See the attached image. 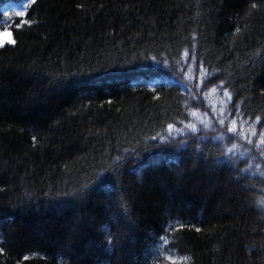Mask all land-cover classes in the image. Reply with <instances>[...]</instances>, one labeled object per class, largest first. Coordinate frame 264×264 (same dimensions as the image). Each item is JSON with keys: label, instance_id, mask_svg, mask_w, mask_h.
Instances as JSON below:
<instances>
[{"label": "trees", "instance_id": "16d2710c", "mask_svg": "<svg viewBox=\"0 0 264 264\" xmlns=\"http://www.w3.org/2000/svg\"><path fill=\"white\" fill-rule=\"evenodd\" d=\"M5 29L0 264H143L161 235L156 264H264V0H0Z\"/></svg>", "mask_w": 264, "mask_h": 264}, {"label": "snow or ice", "instance_id": "6c2138e0", "mask_svg": "<svg viewBox=\"0 0 264 264\" xmlns=\"http://www.w3.org/2000/svg\"><path fill=\"white\" fill-rule=\"evenodd\" d=\"M31 2L33 4H35L36 0H31ZM253 7H255V5H253ZM17 15L20 16V17H24V16H26V13L18 12ZM23 23L24 24H30L31 21L24 20ZM19 26H23V25H18V27ZM0 34H3V33L0 32ZM11 43L15 44L16 43L15 39L11 40ZM3 46H4L3 43L0 42V47H3ZM187 55H188V53L186 52L185 56H187ZM151 59H152V61H157V58L155 56L151 57ZM163 63L167 67H171V65H169L166 60L163 61ZM202 75H207V74L202 72ZM177 83H178V85H183V87H184V89L186 91L188 90V84L187 83H184L183 81H178ZM200 84L203 85L204 81L201 80ZM198 86H200V85H198ZM154 91H155V89H154ZM211 91L215 92L216 91V87L214 86L211 89ZM262 92H264V89H262ZM205 95H206V93H205ZM226 95H228V94L226 93ZM193 99H196V98L193 97ZM228 99L229 100L231 99L230 95H228ZM233 108H235V106H233ZM192 115L195 116L196 112L193 111ZM229 115H231V113H229ZM256 119H257V121H259L260 117H257ZM225 122H226L225 119H218V123L220 125H222V126L225 125ZM186 127L190 128L193 131L196 130V125L194 123H190ZM173 130H174V125L173 124H168L167 125V132L169 134L168 136L160 134L158 136H152V137H150V139L152 141L159 140L162 143L170 144V143H172V140L175 139L174 137H172L171 139L169 138L171 133L173 132ZM175 131L177 133H180L181 131H183V129H175ZM226 132L233 134V136L239 135L235 120L232 121V126L230 128H226ZM253 134L255 135V133H253ZM261 137H262V139H261L260 143L264 144V133H261ZM228 138L231 139L232 137H228ZM35 139H36V137H33L34 141H35ZM244 139L247 140V137H244ZM185 142L186 141H184V140L179 141V143H181V144L185 143ZM248 143H251V141H248ZM196 146L199 147L198 144ZM157 147H159V144H157ZM234 147H235V145H233V148ZM232 150L233 149L229 148L225 152H221L220 155L227 157L228 154L232 152ZM124 151L125 152H130L132 155H138V152H137V150L135 148H133V149H124ZM261 154L264 155V152H262ZM122 159H123V157L117 156V157H115V161L114 162L121 161ZM117 166H119V165H117ZM257 167L259 168L260 166L257 165ZM243 171H247V169H244ZM97 179H99V175L97 176ZM86 188H88V184L82 185L80 189H75L72 192L62 191V192L58 193V195L61 196V197H80V198H83V196L86 195V193L83 191V189H86ZM261 203H264V200H262ZM119 207L124 209L125 212H127L128 211V201L126 199L122 198L121 201L119 202ZM128 221H129V223L127 225V230L128 231H132L134 229L135 225H136V221L132 219L131 215L128 216ZM181 227H183V226L181 225ZM197 231H199V229H197ZM122 235H123L122 233L118 234L116 232H111V231L107 232L106 235H105V244H106V246L109 247V248H115L117 246V244L120 242ZM152 244H153V250L146 254L143 264H149V257L152 258L151 264H156V255L159 253V250H160L158 247H156V245H159V244L168 245L169 241L166 238V235H161L155 241H153ZM67 247L70 250V242H69ZM3 251H4V249L0 248V253H2ZM181 259H183V258H181ZM168 260L171 261L172 264H176V261H175V259L173 258L172 255L168 256ZM64 264H67V262L65 261Z\"/></svg>", "mask_w": 264, "mask_h": 264}, {"label": "rangeland", "instance_id": "374dc122", "mask_svg": "<svg viewBox=\"0 0 264 264\" xmlns=\"http://www.w3.org/2000/svg\"><path fill=\"white\" fill-rule=\"evenodd\" d=\"M5 30H0V32L3 33V34H0V42H2L3 45L6 43H11V40L14 39L12 32L8 29H5Z\"/></svg>", "mask_w": 264, "mask_h": 264}]
</instances>
